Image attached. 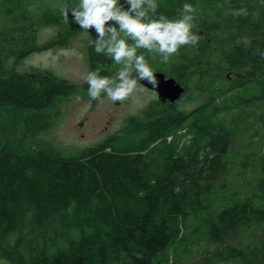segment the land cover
<instances>
[{"label":"trees","instance_id":"trees-1","mask_svg":"<svg viewBox=\"0 0 264 264\" xmlns=\"http://www.w3.org/2000/svg\"><path fill=\"white\" fill-rule=\"evenodd\" d=\"M64 3L79 0H0V262L175 264L174 246L190 257L225 243L203 253L202 264H213L230 250L242 253L229 242L242 230L257 256L264 246L257 238L264 230V0H157L153 18L179 19L192 4L200 39L168 63L138 54L180 82L183 95L202 100L192 109L151 105L72 152L38 135L54 123L61 100L89 98L88 85L50 69L14 70L30 49L49 43L38 42L43 24L64 26L59 36L80 27L71 11L63 19ZM96 38L90 29V71L114 76L120 66L93 51ZM257 138L258 148L245 151ZM242 150L233 163L231 152ZM234 181L241 184L229 197Z\"/></svg>","mask_w":264,"mask_h":264},{"label":"rangeland","instance_id":"rangeland-1","mask_svg":"<svg viewBox=\"0 0 264 264\" xmlns=\"http://www.w3.org/2000/svg\"><path fill=\"white\" fill-rule=\"evenodd\" d=\"M120 3L125 9L128 8L123 2ZM63 27L61 24L53 22L43 24L38 33V42L49 43L40 48L30 49L21 64H17V61L15 62V72L37 67L40 70L50 69L58 76L65 77L72 82H83V76L90 71V58L87 47L90 29L89 33H87L79 27L67 35L59 36ZM140 83L145 86L142 82ZM192 94H194L193 97L182 94L179 99L174 101V104L181 108L192 109L202 100V97L196 95V93ZM165 104L159 98L157 91L147 86L142 92L134 94L123 103H113L106 97L103 103L84 97L61 100L57 104L60 113L57 114L54 123L48 129L39 133L38 138L47 140L50 144L65 149L66 152H72L82 147L93 145L104 139L109 133L121 128L129 115H143L151 105L156 109H160L164 108ZM257 144L258 138L244 150H256L258 148ZM242 154L243 150L239 152L240 157L231 152L233 163L240 161ZM240 181L238 183L234 181L230 184L231 187L226 190L229 197H232L230 194L232 188L241 184ZM241 191L243 194L244 189ZM241 193H239V197L242 196ZM76 206L84 213V208L81 204H76ZM245 233L246 231L242 230L236 238L229 239L230 244L242 250L241 254H236L230 250L231 252L228 253L227 258H215L213 264H260L258 255L264 254V250L261 249L264 246H260L258 255L254 256V243L246 238ZM257 238L260 241L264 240V230L258 232ZM253 241H255V238ZM224 244L221 242L206 251L202 250L200 253L190 257L185 255L183 247H180V245L174 246L172 247L176 251L174 257L177 258L175 264H202L203 253L207 254L215 248H222ZM244 256L248 258L247 263Z\"/></svg>","mask_w":264,"mask_h":264},{"label":"clouds","instance_id":"clouds-1","mask_svg":"<svg viewBox=\"0 0 264 264\" xmlns=\"http://www.w3.org/2000/svg\"><path fill=\"white\" fill-rule=\"evenodd\" d=\"M126 3L130 6L127 9L120 0H79L74 7L67 3L60 6L66 22L71 11L74 22L84 32L94 28L97 38L92 40L93 51L110 57L120 66L111 77L101 75L99 69L83 76L92 101L103 103L106 97L113 103H123L145 89L141 80H147L153 87L157 85L154 70L138 50L159 55L162 63H168L182 47L195 46L200 39L193 32L196 9L192 4L185 3L180 18L171 20L164 15L158 18L150 15L157 12V0H126ZM110 21L114 23L109 25Z\"/></svg>","mask_w":264,"mask_h":264},{"label":"water","instance_id":"water-1","mask_svg":"<svg viewBox=\"0 0 264 264\" xmlns=\"http://www.w3.org/2000/svg\"><path fill=\"white\" fill-rule=\"evenodd\" d=\"M157 85L153 87L147 82V80H141V82L157 91L159 98L162 100H170L171 102L176 101L184 93L185 87L178 82L173 76H167L165 72L161 70L154 71Z\"/></svg>","mask_w":264,"mask_h":264},{"label":"flooded vegetation","instance_id":"flooded-vegetation-1","mask_svg":"<svg viewBox=\"0 0 264 264\" xmlns=\"http://www.w3.org/2000/svg\"><path fill=\"white\" fill-rule=\"evenodd\" d=\"M161 100H162V99H161ZM162 101H164V100H162ZM164 102L166 103L165 106H167L168 104H171V103L174 104V102H171V101H169V100H165Z\"/></svg>","mask_w":264,"mask_h":264}]
</instances>
